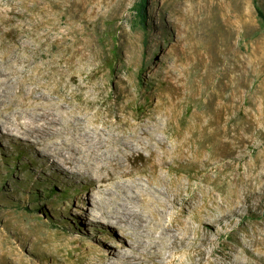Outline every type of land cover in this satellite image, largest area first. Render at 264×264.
Wrapping results in <instances>:
<instances>
[{
  "label": "rangeland",
  "instance_id": "obj_1",
  "mask_svg": "<svg viewBox=\"0 0 264 264\" xmlns=\"http://www.w3.org/2000/svg\"><path fill=\"white\" fill-rule=\"evenodd\" d=\"M135 1L0 0V59L13 55L15 82L87 113V128L119 135L161 124L157 138L190 141L199 160L179 159L173 175L197 189L208 161V264H264V24L255 3L150 0L145 33ZM16 123L0 115V264L112 263L97 215L134 195L131 180L152 175L149 150L98 176L85 163L58 166ZM103 150L118 155L112 144Z\"/></svg>",
  "mask_w": 264,
  "mask_h": 264
},
{
  "label": "bare ground",
  "instance_id": "obj_2",
  "mask_svg": "<svg viewBox=\"0 0 264 264\" xmlns=\"http://www.w3.org/2000/svg\"><path fill=\"white\" fill-rule=\"evenodd\" d=\"M13 58V55H7L0 59V115L6 119L14 117L18 129L34 137L40 150L58 166L85 163L92 173L95 170L101 176V172L112 164L122 166L124 157L135 151L149 150L147 159L152 175L131 180L126 187L134 195L128 193L127 198H114L116 205L111 209L104 208L97 215L105 226V233L112 236L110 244L115 245L112 248L114 261L110 264H208L206 247L210 231L207 222L211 220L207 203L208 161L203 162L205 184L197 189L191 180L185 182L181 175H173L174 169H182L176 164L179 159L199 160L200 154L194 145L176 136L165 140L157 138L151 129L165 130L161 124L141 125L140 131L134 128L130 133L119 135L109 133L106 127L87 128L83 125L87 113L65 109L71 106L69 100L54 101L45 96L42 85L25 87L21 81L15 82L10 63ZM54 92L58 93V89ZM27 98L32 100L27 102ZM57 115L67 120H61ZM81 129L83 132L79 133ZM74 132L79 136L73 135ZM108 143L118 153L117 157L104 155L103 149ZM91 159L102 163H93ZM159 168L167 170L160 177L157 175ZM126 173L130 174V170ZM107 195L112 196V190ZM130 199H137L140 207L130 206ZM86 215H93V212ZM106 243L105 238L100 242Z\"/></svg>",
  "mask_w": 264,
  "mask_h": 264
},
{
  "label": "trees",
  "instance_id": "obj_3",
  "mask_svg": "<svg viewBox=\"0 0 264 264\" xmlns=\"http://www.w3.org/2000/svg\"><path fill=\"white\" fill-rule=\"evenodd\" d=\"M149 1L150 0H136L132 6L134 24L136 25V27H140L141 29H143L145 33H148L150 29L151 19L149 18ZM253 1L255 3L258 16L264 24V8L260 3V0ZM154 53V58H158V53L156 50H154ZM141 73H143V70L141 71ZM54 192V189L50 190L47 194V197L52 196Z\"/></svg>",
  "mask_w": 264,
  "mask_h": 264
}]
</instances>
